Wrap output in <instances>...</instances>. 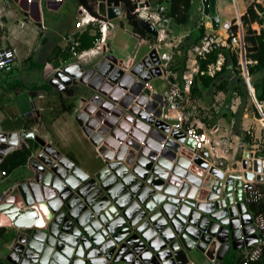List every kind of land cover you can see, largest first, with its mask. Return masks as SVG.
<instances>
[{
	"label": "built area",
	"instance_id": "2783aa9c",
	"mask_svg": "<svg viewBox=\"0 0 264 264\" xmlns=\"http://www.w3.org/2000/svg\"><path fill=\"white\" fill-rule=\"evenodd\" d=\"M63 1L0 0V3L8 5L7 12L9 16L12 12L11 2L19 6L26 19L31 18L32 13H34V17L40 18L38 21L39 27L43 30L47 27L42 18L43 7L45 6L50 10L57 9ZM168 1L129 0L130 6L126 0H118L117 5L108 4V0H95L94 12L88 10L83 4H77L78 12L73 28L63 38L67 41L71 57L77 59V62L65 61L64 68L73 65L79 73L69 75L71 78L68 82H65L64 79L66 78L63 79L57 75H51L52 77L47 78V80L50 81L52 86L60 90H74L72 88H78L79 84H83L90 89L79 94L78 102L73 105L72 112L74 116L80 112L85 113L86 117L83 119L81 126L84 130H88V136L94 135L97 137V141L94 142V149L97 156L102 158L103 165L95 174H91L68 155L70 158L68 165L62 164L60 158L65 153L59 150L51 140L47 139L46 134H44V137L37 132L36 125L42 121L41 113L44 108L40 102L45 97V92L35 90L34 94L30 95L34 124L18 130L0 131V162L11 150L22 145L29 146L28 138L35 141L34 135L36 134L41 136L44 142L36 144L26 157L24 165L32 170L33 175L26 179L13 181L3 188L0 192V203L12 200L23 209L28 208L29 203L43 205L48 214L47 217L44 216L41 225H14L8 220L4 223L0 221V226H3L6 232L15 231L12 240L5 242L7 254L0 256V264H11L10 254H13V258H15V255L18 256L17 264L22 260L26 264H42L39 258L47 246L49 251L46 253L45 261L47 264H59L57 254L59 255L61 252L57 247V243L49 247V243L46 241L47 237L53 234L49 230L52 223L57 224L56 227L53 226L54 231L58 235L60 232L63 234L61 239L55 238L56 242L58 241L59 244L71 248V258L77 255L74 253L77 246H81L85 241L87 246L84 248V252L86 250L93 251L91 256H85V253H83L82 258L85 259V262L90 257H103L105 258V264H107L108 261H112L114 256H118L119 259L125 258L133 264L176 263L177 260L174 259L172 250L169 255L164 253L169 244L174 242L172 240H175L167 229V226L170 227V223H162L161 215L152 216L154 209L150 211L145 209L144 204L149 198V194L145 192V186L153 187V184H159L156 190L177 197L175 207H180V209L181 205H185L182 203L183 201L194 200L196 203L201 202L206 207L215 200L225 198L223 192L219 193L216 198H209L208 193L204 198L188 195L191 185H195L196 194L202 185L201 182L195 184L186 177L189 168L178 162L177 156L180 154L179 149L186 146L192 152L190 162L198 156L207 161L208 166H214L223 171L227 169L222 158L215 155L210 160L208 150H199V148L205 147L198 146L197 131L199 129L197 127L203 125L199 122L198 117L205 115L211 118V116L198 107L196 100L192 98L193 96L191 97L190 93L196 80L197 85L202 87V78H193L195 75L212 76L225 66L229 68L232 74L234 69L239 67L240 75L245 79L244 82L249 84L247 78L250 79V75L245 76L242 70L241 50L243 49L244 52L247 70L248 65L255 63L256 60L248 57L245 52V27L241 18L245 11L237 10L233 0V13L229 17L220 20L218 15H211L208 11L212 7L210 0H201L199 11L203 20L198 25L203 26L204 32L185 52L176 49L177 52L186 54L185 63L181 71V78H171L172 52L171 50H161V48L165 45L167 48L173 49L177 45V41L180 40L179 37L169 34L167 29L172 18L167 13ZM101 2H104V14L99 11ZM248 4H251L260 16L264 14V0H249ZM109 7H118V14L113 17L108 16L107 9ZM116 17H125L127 20L133 19L143 28L144 33L132 29V34L138 41L142 40L149 43V49L140 58H137L134 52L124 59H120L114 54L111 55L110 39L114 34L115 23L113 19ZM214 18L217 20L216 24ZM20 22L24 23L26 21L21 19ZM88 25H92L95 29L92 33V45L88 48H80L81 41L78 33L84 31ZM145 25H148L151 30L145 28ZM259 25L256 22H251V27L257 32L260 29ZM224 49L237 53V66H233L230 62L224 66L226 59ZM212 51H216L215 59L209 60L205 66H202L201 61L206 59ZM92 57H97V59L92 61L90 60ZM19 61L17 48L0 42V74L11 70ZM94 65L97 66L92 74H95L99 67H105L107 70L105 74H100L102 81L99 84L101 85L104 82L111 84L106 92L107 94L99 92V90H92L87 82L80 80V76ZM52 69L57 70L59 68ZM43 73L44 76H47L50 73L49 69H45ZM92 74L89 78L92 77ZM156 76H168V78H165L166 85L161 90L151 85V80H154L153 77ZM125 80H127L126 86H121L119 82L122 84ZM137 84H139V88L134 93L136 99L139 96L138 104L136 102H134V105L131 104L132 110L124 111L120 109L119 113L115 112L114 108L117 111L118 108H125L122 103L123 96L126 92H131V87H137ZM1 86L2 81H0V90ZM118 88L122 92L117 99H114L109 91ZM157 93L159 94L157 95ZM94 94L99 95L96 102L92 99ZM155 95H157L156 98ZM258 101L261 108L258 109L264 111V99ZM87 104L92 107L89 112L84 109ZM149 107H151V110ZM128 114H131V116ZM204 123L209 125L211 131L218 129L215 121H204ZM150 125H153V127H150ZM160 126H163L169 132V136L170 133H177L180 137H174L178 143V148L175 157L171 159V167L168 169L164 166L161 168L156 164V159L160 157L161 152L164 153L162 149L166 146L165 139L159 141V147L154 148L156 151H153L148 144V129H158ZM25 131L31 132V134H23ZM246 132L251 134V129L247 128ZM171 137H166V139L168 140ZM186 138L193 140L194 144L192 146L186 144ZM48 143L52 144L55 149H44ZM236 143L237 148L245 146L244 140L239 139ZM58 150L60 153L57 154ZM149 151L154 152L153 156H146ZM243 162H245V165H243ZM241 165L239 173L234 172L238 174L235 178L240 181V197L236 198L232 192L230 202L220 201L219 205L213 206L211 211L218 212L229 207L230 214L226 209L227 213H223L218 220L220 222L224 217L232 220L231 230L234 232V238L238 242L237 249L241 255L238 264H255L264 249V209L251 212L250 208L251 205L259 203L264 197V191L259 185L261 181H264V156H255L253 149L244 151ZM175 167L184 168V173L181 175L176 174L174 172ZM158 170H165L166 175L162 176ZM8 173L7 170L5 171L0 167V176H8ZM80 174H82V177L79 176ZM193 174L200 178L197 172ZM128 180L129 182H126ZM183 181L187 182L186 189L179 193ZM87 182L91 186L83 193L79 192L78 189ZM31 183L37 185L40 199H36L32 187H29ZM21 185H26L23 187L26 191L25 196L20 191ZM167 185L171 188L174 187V191H165L164 188ZM44 188L49 190L48 193H45ZM167 189L171 190L168 187ZM209 191L210 189L207 192ZM88 195L91 198L89 202L85 200ZM53 199L58 201L55 211H52L47 203ZM68 201H70V204L66 205ZM241 202L245 206L244 209H242ZM59 211L62 212V216L59 222H55V213ZM68 211H71L72 214L67 218L70 220L67 229H63L64 226L62 225L67 223L66 221L63 222V218L68 215ZM176 211L177 209L172 211V217L179 216ZM202 215H204V211L200 210L196 218L198 219ZM183 218L186 223V214ZM76 219H79L81 223ZM109 224H111V229H108ZM35 229L41 231L40 236H33ZM213 238L215 237L213 236ZM68 240L74 241L71 243ZM144 240H153V242L146 245ZM30 241L36 244L33 245L29 243ZM18 247H21V250H18ZM25 251L35 254L36 258H31ZM192 263L193 261L189 259L188 263L185 264Z\"/></svg>",
	"mask_w": 264,
	"mask_h": 264
},
{
	"label": "crops",
	"instance_id": "0c3cea01",
	"mask_svg": "<svg viewBox=\"0 0 264 264\" xmlns=\"http://www.w3.org/2000/svg\"><path fill=\"white\" fill-rule=\"evenodd\" d=\"M65 1L66 0H64L61 5H63ZM197 1H198V3H195L196 0H191L192 8H193V5L195 4V6H196L195 7V9H196L195 14L197 16H201L202 14L199 11V8L201 6V0H197ZM218 1L219 0H210L212 7L208 11L211 13V15H215V14H216L215 16L218 15L219 19H220V14L223 15L224 19L229 17L232 13H230V15H229V14H226L227 12H223L221 10V7L218 6ZM7 6H8L7 4L0 3V34H1L0 35V42H1V44L15 46L18 50L20 61L11 70H9V72H5L4 73L5 76L2 78V80H0V81H2V86H1L2 90H0L1 91L0 92V99L6 93H7V95H9L13 92L17 93L20 90H24V91L26 90V92L28 94L27 95L28 99L31 97L30 96L31 94L32 95L34 94L35 90L44 91L45 95L47 93L51 94L52 87L53 88H55V87L51 85L50 81L47 80V78L52 77L51 75L56 76L57 75L56 72H60L62 74L65 73V74H67L66 78H71L69 75H72V74H70L68 69H70L72 72H75V70H76L75 66H73V65L67 67L66 68L67 70L64 68L65 61L66 62H68V61L77 62V59L75 60L74 58L71 57V54H70L69 49H68L67 41L63 37L67 35V33L69 32V30L71 28H73L78 9L75 6L74 13L70 14V16L61 15L60 18L55 20V22L53 24H51L50 26L46 24V20L43 17V10H42V18L44 19L45 24L47 26L45 29L42 30V29H40L39 22H38L40 20V18L38 19L37 16L34 17V15H35L34 13H32L33 15L31 16V18L33 20H35V25L33 26V24L29 23V19H26L24 17V14L22 17H17L16 12H14L12 10V12H10L11 16H9L8 12H7ZM246 6H247V2L246 3L244 2L243 9H240L239 6H238V8H239V10H241V12H244L246 10ZM228 8H231V10H233L232 4L229 5ZM57 9H53V10H57ZM19 11H21V10L19 9ZM4 12H6L7 14ZM195 14H193L191 12L190 18H189L190 24L192 22V16ZM21 19H25L26 22L21 23L20 22ZM130 21L131 20H128L129 23H130ZM132 21L137 23V21H135L133 19H132ZM171 21H173L172 18H171ZM216 21L217 20L214 21L215 24H216ZM189 22H187V23H189ZM187 23H184V24H187ZM130 25H131L132 29L138 30V31H141L142 33H144L143 28L139 25V23H138V26L140 28L137 26H134L131 23H130ZM195 26H197V24H195L192 28H194ZM259 26H261V25H259ZM24 27H27L30 30H27V31L22 30ZM190 28L186 27V29H185L186 31L180 33L181 35H179V36L173 35V36L179 37V40H180V41H177V45L175 46V48H173V49L167 48L165 45H164V47H162V48H164L163 50H168V51L171 50V52H172L173 61H172L171 67H170L171 78H181V71H182V68L184 67L186 54L177 52L176 49H179L178 44H180V42L182 41L183 36L190 31ZM57 29H59V30H57ZM114 29H115V26H114L113 30ZM19 31L21 32L20 35L17 34ZM84 31H87L89 34L92 35V33H94L95 29L93 28L92 25H88L84 29ZM132 31L133 30H131V31L126 30L128 35L130 37L134 38V43L132 44L131 49L125 55L124 58H127L133 52L135 53V56H137V58H140L145 53V51L147 49H149V43L147 41H142V40L138 41L137 38L135 36H133ZM114 33H115V30H114ZM112 37H111V39H112ZM143 43L148 44V47L145 51H143L140 54V56H138L137 54L139 52V47H141V45ZM192 43H194V42L187 43L188 44L187 48H189V46ZM90 46H88V47H90ZM88 47H85V48H88ZM113 54L114 53H112L111 55H113ZM179 57L181 59H179ZM96 59H97V57L96 58L92 57V59H90V60L94 61ZM181 61H183V63ZM181 63H182V66H180ZM55 67H58L59 69H57V70L52 69ZM61 67H63V68H61ZM45 69H49V72H50L46 77L44 76V73H43V71ZM14 71H16V72H14ZM245 76H248V72H246ZM195 77H198V76H194L193 78H195ZM232 77H234V76H232ZM153 78H155V79L151 80V83H152L151 85L153 87L155 85L156 86L155 88L161 90V88L166 85V81H165L166 79L165 78H168V76H164V77L156 76ZM247 79H249V78H247ZM157 81H159L160 84L157 83ZM244 81H245V79H244ZM45 83L49 84V89L45 88V85H44ZM245 84H246V88H245V92L243 94H239L236 88L234 90L230 91L229 88H228V90L227 89H215L214 86H212L209 90H207L205 87H203V89H202L203 95L193 93L192 89H191V93H190L191 97L193 96L192 98L197 101V104L199 106L202 107L200 109H202V111L205 112L207 115L211 116V118H208L205 115H200V117H198L200 120L199 122L203 123V125H201V127H197V129H199V131H197L198 132L197 133V136H198L197 139L199 138L198 146H204L205 147V148L201 147V148H199V150H208L210 160H211L212 156H215V155L222 158L224 160V165L227 166L226 167L227 169L224 170V172H227V174H230L231 172H238L241 169V166H242L241 161H242V156L244 154V151H250L251 149H253L255 156H258V155H260L261 157L264 156V154L260 153L262 146H264V111L259 110L260 108L257 106V103L254 100V98L257 101L261 100V99H258L256 97L255 89H254V87L250 81H249V84H247L246 82H245ZM136 88H139V84H137ZM250 89L253 90V94H251ZM75 91H76V89H75ZM73 92L74 91L68 92V93L74 94ZM134 92H135V89L132 90L131 92L130 91L126 92V94L123 96V100H122V103L124 104L125 108H118V109H123L124 111H129L132 108V105H134V102L137 103L139 96L136 99ZM109 93L112 94L111 96H113V94H115V89H114V91H113V89H111L109 91ZM224 93H225V95L226 94L227 95L224 96ZM158 94L159 93H157V95ZM157 95H155L154 97L156 98ZM230 96H235V98L241 99V102L237 108H236V104H233V102L231 103V102L227 101L230 99ZM112 98H114V97H112ZM42 99L40 102L41 104L44 103V102H42L43 101ZM223 100H224V102H226L225 104H222ZM29 101H30V99H29ZM200 101H202L203 103L205 102V103L201 104ZM242 101H244V103ZM245 101H248V102L245 103ZM249 101H252L253 104ZM258 103H259V101H258ZM0 104H2V103H0ZM3 107H0V123L2 125L0 127V131H12V130H18L22 127L25 128V126L18 125V124L12 125L11 123L5 121V119L2 117L4 114V113H2V112H4ZM150 108L151 107H149V109ZM46 109H48V107ZM147 113H149V112L147 111ZM58 114L56 116L53 115L54 121L53 122L51 121L52 125L55 126L57 129H58L57 123L60 122V118H59ZM213 115H215V117H213ZM20 117H21L20 119L17 118L16 123H18V121L20 120V124L24 121H26V123L28 124L29 122L34 120V118L32 117V108H30V110L23 111V113L21 114ZM198 118H197V120H198ZM234 119L238 120L237 130H236V126L234 127ZM203 120L206 122H211V120L215 121L217 123L218 129L216 131H211L208 127L209 125L204 123ZM144 121H146V120H144ZM33 124L29 123L28 127H30ZM163 125H165V124H163ZM80 127L82 128L86 137L91 140L90 136H88V134L84 130V128L81 125H80ZM150 127H153V125H150ZM247 128L251 129V134H248L246 132ZM57 133L58 134L56 136L54 131H53V138H55L57 142L64 141L65 135L61 134L60 132H57ZM148 133H149L148 144L150 145V147L153 151H156V150H154V148L159 147V145H160L159 141L165 139L164 140V142H166L165 147L167 150L169 149L168 150L169 152L165 153L166 150L162 149L164 153L161 152L160 157L156 159V164L162 168V166H164V164H162V162L165 160L166 161L170 160V162H171V159H172L170 156L171 152H176V151H174L176 149L174 146H172V145L168 146L167 145L166 137L172 136L171 138H173V140H175V138L178 136V134L177 133L176 134L170 133V136H169V132L166 131L165 128H163V126H160L158 129L149 128ZM118 135H119V133H118ZM47 139H49V138H47ZM239 139L244 140V142H245V146L243 148H237L236 142ZM91 143L93 144V147H94L93 140H91ZM200 143H201V145H200ZM58 149L61 150L60 148H58ZM65 154L68 155L67 153H65ZM153 154H154V152L149 151L148 155H146V156L151 157V156H153ZM68 156L70 158H72V156H70V155H68ZM72 159L74 160V162H76L74 158H72ZM164 168H166V167L164 166ZM8 172H9L8 176L7 175L6 176L1 175V177L3 179H7L10 176V171H8ZM17 181H19V180H17ZM259 185L261 186L262 190L264 191V181H261L259 183ZM30 204H32V203H30ZM31 206H32V208L36 209L33 211L34 213L32 212V210H30V214H31L32 218L33 219L35 218V221L37 224H40V225L43 224V221H42V223H39L38 221L40 219L44 220L43 216H45V213H48V211H45L47 209L46 208L45 209L39 208V207H37L38 204H34V203ZM29 209H30V207H29ZM250 209H251V212L264 209V197L259 203L255 204L253 208L251 205ZM144 242L146 243V245H149L151 242H153V240H144ZM3 243H5V242H3ZM230 250L237 252V254L241 257L240 251L237 248H231ZM119 260H121V259H119ZM108 262H107V264H111L112 261L109 263ZM130 263L133 264L132 262H130Z\"/></svg>",
	"mask_w": 264,
	"mask_h": 264
},
{
	"label": "water",
	"instance_id": "95a60500",
	"mask_svg": "<svg viewBox=\"0 0 264 264\" xmlns=\"http://www.w3.org/2000/svg\"><path fill=\"white\" fill-rule=\"evenodd\" d=\"M117 3H118V0H108V4L110 5H117ZM99 11L102 14L105 13L104 2L100 3ZM118 12H119L118 7H109L107 9V15L110 17L117 15ZM144 27L147 28L148 30H151L148 25H145ZM97 65L89 67L80 76V80L83 82H87L88 86L92 90H99V92L105 93L111 84L108 82H104L101 85H99L100 81H102L100 74L101 73L105 74L107 70L105 69V67H99L96 73L92 74L93 71L96 69ZM68 71L72 75H77L79 73L77 72V70H75V72H72L70 69H68ZM56 74L58 77L63 78V79L66 78V75H67L65 73L62 74L60 72H56ZM91 74H92V77L89 78ZM110 77L112 78L113 76H110ZM112 79H115V78H112ZM64 80L65 82H68L69 78H66ZM127 80H125V82H123L122 84L121 82H119L120 85L126 86ZM134 89L136 92L137 91L136 86L133 88L132 87L130 88L131 91ZM121 92L122 91L119 88L115 89V94H113L112 97H114V99H117L119 97L118 95ZM92 99L95 102L98 101L99 95L94 94L92 96ZM91 108L92 107L89 104H87L85 105L84 109H86L89 112L91 111ZM114 111L119 113L120 109H118L117 111V109L114 108ZM97 115L99 114L97 113ZM128 115L131 116V114H128ZM74 117L78 121V123L81 125V123L83 122V119L86 116H85V113L80 112L76 114ZM85 131L88 132L87 129ZM25 133L31 134V132H28V131L23 132V134ZM177 137L180 138L179 136ZM34 138L36 142L38 143L44 142V139L37 134L34 135ZM90 138L91 140H93V142L97 141V137L94 135H91ZM185 143L192 146L194 144V141L191 140L190 138H186ZM167 145L174 146L176 148L174 151H176L178 148V143L171 138H168ZM46 148H49L50 150L55 149V147L50 143H48L44 149ZM163 150H166L165 153L169 152L168 151L169 149L167 150L166 147ZM179 151H180V154L177 156V161L180 163H183L184 166H188L189 168L188 173L186 174V177L191 179L195 184H198L201 182V185H202V187L198 190L197 194L195 193L196 192L195 185H191L188 191V195L190 196L196 195L197 198H204L206 194L208 193L207 195L209 198H216L218 197L219 193L223 192V195L225 196V198L223 200L222 199L215 200L214 202H212L210 205L206 207L201 202L196 203L194 202V200H190L188 202L183 201L182 203L185 205L184 206L181 205V209H180V207L178 208L175 207L176 201L178 200L177 197L171 196L170 194H166L165 192H160L156 190V188L159 187V184H153L152 185L153 187L145 186L144 188L145 192L149 194L148 195L149 198L144 204L145 209L148 211H150L151 209H154V212L151 214L152 216L161 215L162 223L164 224L170 223V227L167 226V229L168 231H170L172 237L175 240H172L174 242H171L169 244V247L166 248L164 253L169 255L171 254V250H172L174 259H176L177 262L176 263L172 262L171 264L188 263L189 257L187 255L186 249H191L194 247H198L208 256L207 259L204 260L203 264H221V260L223 256L226 254V252L230 250L231 248H237L238 242H236V239L234 238V232L231 230L232 220H229L227 217H224L223 219H221L220 222L218 220V218H220L223 213H227L226 209H228V214H230L229 207L223 210H220L218 212H212L211 210L213 206H218L220 201H225L226 203L230 202L233 193L236 198L240 197V192H241V188L239 187L240 181L238 178H235V176L238 174L234 172L227 174V172H224L223 170H220L214 166H208L207 161L203 160L202 158L198 156L193 158V160L190 162V159L192 157V152L186 146H183V148L179 149ZM58 153H60L59 150L57 151V154ZM43 155L45 156L44 150H43ZM170 156L171 158H174L175 152H171ZM69 159L70 158L66 154H62L60 161L62 162V164L68 165ZM162 164H164V166L167 169L171 167L170 160L168 161L165 160L162 162ZM243 165H245V162H243ZM53 167H55V165H53ZM158 172L162 176L166 175L165 170H158ZM174 172H176V174L178 175H181L184 173V168L175 167ZM195 172L198 173L200 178L197 176H194L193 173ZM79 176L82 177V174H80ZM126 182H129V180ZM186 183L187 182L183 181V183L180 186L179 193H181L182 191L186 189ZM25 186L26 185L20 186V189H21L20 191L23 194V196L26 195V191L23 188ZM89 186L91 185L89 184V182H87L83 184L80 187V189H78V191L83 193L85 190L89 188ZM29 187L30 188L32 187V190L34 191V195L36 199H40L39 190L37 191V185H33L31 183L29 184ZM167 187L170 188L171 190L167 189ZM174 189H175L174 187L171 188L169 185H167L164 188L165 191H174ZM209 189L210 191L207 192ZM44 191L45 193H48L49 190L47 188H44ZM26 198L28 199V197ZM85 200L87 202L91 201V198L89 197V195L85 197ZM27 201H30V200H27ZM47 203L50 206L52 211L56 210V206L58 204L57 199L49 200ZM69 204H70V201L66 203V205H69ZM240 204L242 206V209H244L245 206L243 202H241ZM93 208L96 211L94 204H93ZM187 208L189 211L188 213H187ZM174 209H177L176 212L179 216L176 215L172 217L171 213L172 211H174ZM200 210L204 211V215H202L201 217L197 219L196 217ZM71 214H72L71 211H68V215H66L65 218H63V222L65 221L67 222L66 224L62 225L64 226L63 229H67L68 223L70 221L67 218H69L68 216H71ZM181 214H184V215L186 214V223L184 222V218H183L184 215L180 216ZM0 215L5 216L8 222L13 223L14 225H25V226L30 225L31 214H30L29 208H25V209L20 208L12 200L3 201L0 203ZM61 216H62L61 211L56 212L54 221L59 222ZM76 220L79 221V219H76ZM79 222L81 223V221ZM56 225L57 224H54V223L50 224L49 230L53 232V234L49 235L46 241L49 243L48 244L49 247H51L52 244L57 243V247L59 248V251L61 252L59 255L57 254L59 264H69V263L70 264H105V258L103 257L101 258L90 257L85 262V259L82 258L83 253H85V256H91L93 254V251L91 250H86L84 252V248H86L87 246V242L85 241L83 242L81 246H77V248L74 250V253L77 255H75L74 258H71L72 256L71 248L63 246L59 244L58 241L56 242L55 240L56 237L58 239H61V235H63L61 232L58 235L57 232L54 231L53 226L56 227ZM108 229H111V224L108 225ZM203 230H205L206 232ZM40 235H41V231H38L36 229L33 231V236H40ZM213 236L215 238H213ZM68 241L73 243L74 240H68ZM29 243L33 245L36 244L35 242H31V241ZM47 247L44 248V252L40 255V258H39V261L42 264H47V262L45 261L46 253H48L49 251V248ZM18 250H21V247H18ZM25 253H27L33 259L36 258L35 254L33 253H29L28 251H25ZM10 255H9V258L11 260V264L12 263L17 264L18 256L15 255V258H13V254L11 256ZM121 259L126 260L125 258H121ZM117 260H119L118 256H114V258L112 259V261H117ZM19 264H26V263L24 260H22ZM192 264H195V263L193 262Z\"/></svg>",
	"mask_w": 264,
	"mask_h": 264
},
{
	"label": "rangeland",
	"instance_id": "374dc122",
	"mask_svg": "<svg viewBox=\"0 0 264 264\" xmlns=\"http://www.w3.org/2000/svg\"><path fill=\"white\" fill-rule=\"evenodd\" d=\"M249 2V0H237L238 6L240 9H243L244 2ZM195 3H198L196 0ZM232 4V9L234 10L233 6V0H219L218 6L221 7V10L223 12H227L226 14L233 13V10L231 8H228L229 5ZM76 3L74 0H66L63 5H61L57 10H50L47 9L45 6L43 7V17L46 20L47 25H51L60 18L61 15H67L70 16V14L74 13L75 11ZM11 9L16 12L17 17H22L23 14L21 11H19V6L13 2L10 3ZM195 4L192 8V13L195 14ZM228 15V16H229ZM224 19L223 15L220 14V20ZM203 18L201 16H197L196 14L192 16V22L190 24H175L173 21H171L168 26V32L171 35H181L180 33L185 32L186 27L192 28L195 24H200ZM113 22L115 25V33L110 40V47L112 49V53L120 59H124L125 55L129 52V50L132 47V44L134 43V38L130 37L126 30L131 31L132 27L128 20L124 18H114ZM29 23L35 25V20L32 18H29ZM190 28V30H191ZM22 30H30L27 27H24ZM59 30V29H57ZM61 32V31H60ZM17 34H21L19 31ZM19 39V38H18ZM148 47V44L143 43L141 47H139L138 56L145 51ZM164 48H161L163 50ZM179 59H181L179 57ZM16 72V71H14ZM247 71H243V74L246 75ZM5 73V72H4ZM0 74V80L5 76V74ZM46 77V76H45ZM251 82V79H248ZM156 83V82H155ZM157 83L160 84L159 81ZM252 84V83H251ZM154 87H156L154 85ZM74 90L68 89L66 90H60L52 87L51 94H46L45 97L42 99L44 103L43 110L41 113V122H38L36 125L37 132L44 136L46 134V137L49 138L58 148H60L64 153H67L68 155L72 156V158L75 159V161L88 173L95 174V172L103 165L102 158L97 156L96 151L94 150L93 144L91 143V140L86 137L84 134L82 128L80 127V124L75 119L74 115L70 111H62L58 114V108H59V98L58 94L60 93L62 97H67L66 100H71L74 104H77L78 102V96L80 93H83L84 91L88 90L87 86H84L83 84H79L78 88H72ZM76 89V91H75ZM2 90V88H1ZM90 90V89H89ZM88 90V91H89ZM68 93V92H72ZM1 92V91H0ZM211 93V92H210ZM72 94V95H71ZM212 94V93H211ZM26 90H20L19 92L11 93L9 95L4 94L2 98L0 99V107H3V118L5 121L11 123L12 125L16 124L17 118H21V114L23 111L30 110L31 104L27 97ZM71 95V96H70ZM227 95V94H226ZM224 93V96H226ZM229 99V98H228ZM228 102H233V104H236V108L241 102L240 98H235V96H230V99L227 100ZM244 103V101H242ZM248 101H245V103ZM252 103V101H249ZM201 104H204L202 101H200ZM217 103V102H216ZM224 100L222 101V104H225ZM197 104V101H196ZM253 104V103H252ZM198 105V104H197ZM48 107V109H46ZM199 108H202L198 105ZM243 108V107H242ZM202 110V109H201ZM62 113V114H61ZM58 114L60 118V122L57 123L58 129L52 125V122L54 121L53 115L56 116ZM32 120V119H31ZM40 121V120H39ZM52 121V122H51ZM195 122V121H193ZM30 123H34L33 120ZM195 124V123H194ZM19 125V124H18ZM0 123V127H1ZM53 131L55 135L57 136V132H60L61 134L65 135L64 141L57 142L55 138H53ZM45 137V136H44ZM36 142V140H35ZM32 148L36 144L34 142H30ZM33 172L31 169H29L24 164H21L14 169L10 171V176L7 179H3L0 176V192L3 188H5L8 184H10L13 181L26 179L29 176H32ZM14 230L11 231V233L8 231L7 233L0 235V256H5L7 254V248L5 246V243L3 242H9L12 240V237L14 236ZM187 255L189 259L193 260L195 264H203L204 260L207 259V255L198 247H194L191 249H186ZM127 260H117L112 261L111 264H131Z\"/></svg>",
	"mask_w": 264,
	"mask_h": 264
},
{
	"label": "trees",
	"instance_id": "16d2710c",
	"mask_svg": "<svg viewBox=\"0 0 264 264\" xmlns=\"http://www.w3.org/2000/svg\"><path fill=\"white\" fill-rule=\"evenodd\" d=\"M74 1L76 3V6L77 4H83L91 12L95 11V7H94L95 0H74ZM126 2L127 4L131 6V3H129V0L128 1L126 0ZM234 4L237 10H239L238 5H237V0H234ZM191 12H192L191 0H169L168 1L167 13L168 15L172 16L173 22L175 24L189 22ZM241 18L243 20V24L245 27L244 40H245L246 55L256 60L255 63L248 65V70H247L246 65L243 67V69L249 72L248 76L250 75L251 83L255 89L256 97L258 99H264V14L260 16L254 10L252 5L248 4ZM255 21L260 25L262 24L260 26L259 32H257L255 29L251 27V22H255ZM130 23L133 24L134 26L139 27L138 23L132 20L130 21ZM203 32H204V29L202 25L195 26L187 34L183 36L182 41L180 42V44H178L179 46L178 48L182 50L183 52H185L187 50V45H188L187 43L197 41ZM78 37L81 41V44L79 46L80 48H85V47L92 45L93 36L89 34L87 31L80 32L78 34ZM223 52L226 58L224 62V66L227 65L228 62H230L233 66L238 65L237 64V53L235 51L230 52L229 50L224 49ZM215 57H216V51H212L211 53L208 54L206 59H203L201 61L202 66H205L209 60H213L215 59ZM243 58H244V54H243ZM181 62L183 63V61ZM182 63L180 64V66H182ZM239 71H240L239 67H237L236 69H234V73L232 74L229 68L225 66L224 68H222V70L216 71L212 76L211 75H195V76H198L195 78H202L201 80L202 87L197 85L196 83L197 80H196L194 85L192 86L193 93L202 94L203 87L209 90L212 86H214L215 89H227L228 90L229 88L230 91L236 88L239 94H243L245 92L246 84L244 82V79L240 75ZM44 85L46 89H49V84L45 83ZM250 91H251V94H253V90L250 89ZM58 98H59L58 113L65 111V110L72 112L74 103L71 100H66L67 97H62L60 93L58 94ZM254 100L256 101L257 106L260 108L258 101L255 98ZM237 123H238V120L234 119V127L236 126V130H237ZM16 124L28 127V124L26 123V121L20 124V120H19L18 123ZM30 142H34V144H36V142L33 139L28 138L29 146L22 145L8 152L4 156L2 161L0 162V167L3 168L5 171L6 170L11 171L15 167L21 164H24L27 155L33 149ZM260 153L264 154V146H262ZM253 207L254 205H252V208ZM4 233H7V232L4 230L3 226H0V235L2 236V234ZM239 258L240 256L237 254V252L233 250H229L223 256L221 260V264H238L240 261ZM255 264H264V249L261 251L260 257L255 261Z\"/></svg>",
	"mask_w": 264,
	"mask_h": 264
},
{
	"label": "bare ground",
	"instance_id": "6f19581e",
	"mask_svg": "<svg viewBox=\"0 0 264 264\" xmlns=\"http://www.w3.org/2000/svg\"><path fill=\"white\" fill-rule=\"evenodd\" d=\"M243 54H244V52L241 50V63H242V70L245 72V71H247V70H244V69H243V67L246 65V64H245V59L243 58ZM32 204H33V203H32ZM32 204L29 203L28 205H29V207H30L29 210H32V212H33V211L36 210V209H35V208H32V206H31ZM29 207H28V208H29ZM37 207L45 209V207H44L43 205H38ZM45 211H47V210H45ZM33 213H34V212H33ZM41 213H42V212H41ZM47 214H48V213H45V216H46V217H47ZM43 217H44V216H43ZM44 218H45V217H44ZM44 218H43V219H44ZM0 221H1L2 223H4V222H7V219H6V217H4L3 215H0ZM42 221H43V220L40 219L38 222H39V223H42ZM30 224H37L36 221H35V218L33 219L32 216H31Z\"/></svg>",
	"mask_w": 264,
	"mask_h": 264
}]
</instances>
